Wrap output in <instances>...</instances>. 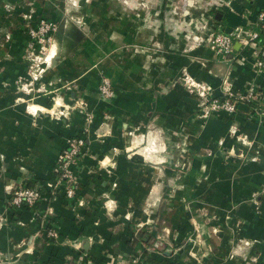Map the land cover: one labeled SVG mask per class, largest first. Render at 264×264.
Returning <instances> with one entry per match:
<instances>
[{"label":"crops","instance_id":"0c3cea01","mask_svg":"<svg viewBox=\"0 0 264 264\" xmlns=\"http://www.w3.org/2000/svg\"><path fill=\"white\" fill-rule=\"evenodd\" d=\"M69 1L0 0V264H126L136 246L146 264H264V75L251 52L235 41L243 60L233 62L195 34L185 40L165 25L168 0L156 1L139 30L112 21L106 32L94 17L100 1L72 0L83 23L61 22L46 60H29L37 46L27 29L59 19ZM195 2L206 3L190 11L210 20L204 34L254 30L264 10V0ZM186 80L212 97L256 84V96L231 114L206 113ZM82 135L75 197L50 196L58 154ZM34 185L43 199L10 217L13 189ZM144 231L157 249L143 243Z\"/></svg>","mask_w":264,"mask_h":264},{"label":"built area","instance_id":"2783aa9c","mask_svg":"<svg viewBox=\"0 0 264 264\" xmlns=\"http://www.w3.org/2000/svg\"><path fill=\"white\" fill-rule=\"evenodd\" d=\"M256 29L243 30L241 28H234L230 32L222 33L213 30L206 35L203 43L216 56L223 59L242 62L243 57H237L233 54L232 46L236 41L243 49L251 52L253 71L257 74L264 75V10L257 14ZM58 31V26L55 22L40 19L36 26L27 29V35L32 40L33 44L37 46L36 51L31 49L27 56L29 60L40 62L45 61L49 56V49L52 44L54 35ZM188 83V89L191 92L193 89H200V96L206 103H203V111L207 112H225L231 114L235 111L236 105L239 103H248L255 99L256 91L255 85L251 84L245 95H232L227 89L219 97L209 96V90L199 85ZM208 91V92H207ZM98 92L102 99L107 100L113 96V90L108 78H101L98 86ZM208 94V96H207ZM89 114H86V122L90 123ZM86 144V137L84 135L79 137H70L66 139L64 148L57 156L56 163L53 168V184L49 186V195L55 196L59 190H63L62 194L67 199H73L78 187V179L74 174L72 167L77 164L78 158L83 154ZM41 185H34L33 187H19L13 189L10 199L9 207L19 209L21 207H34L43 199ZM47 237H56L53 231L46 232ZM141 254L132 255L127 259L126 264H146ZM84 264H90L86 262Z\"/></svg>","mask_w":264,"mask_h":264},{"label":"rangeland","instance_id":"374dc122","mask_svg":"<svg viewBox=\"0 0 264 264\" xmlns=\"http://www.w3.org/2000/svg\"><path fill=\"white\" fill-rule=\"evenodd\" d=\"M97 1H100V3H98V7L96 9H99L100 13H98V10H97L96 15L94 14L93 15L94 17H98V18L102 17L105 19V21L102 23L101 26H105V24L112 22V21H117L118 23L120 24L122 23L121 25H123L125 21L130 20L132 21L134 25V29L139 30L141 24L144 21H146L147 19L151 20L154 18V16H152L151 14V11L154 12L156 10L155 6H156L157 0H97ZM28 3L29 2L27 1L26 3H24L25 5L24 8H27V10H29L30 7H32L31 4L29 5ZM66 4H68V6H65ZM200 5L203 6V9L206 8L205 2L196 3L195 0H168L163 6V10L167 13H169L170 11L171 12L168 15L169 17L165 18V21H166L165 25L167 26L174 25L175 27L181 28V30L184 32V34L181 33V37L185 38V40H191V38H193L195 34L197 37H201L202 42L200 44H203V39L208 34V32L207 34L203 33L205 31L204 28L205 26L208 27V22L210 20L208 19L207 21L204 15V17L200 16L202 20H200L199 19L200 17H199L198 20L195 21V19L191 18V12H190L191 9H195L196 7H199ZM75 6H76V3L72 0H70L69 2L63 3L62 16L59 17V19L54 20L58 28L60 27L61 22L63 24L66 23L71 26H78V25L80 26L83 23L82 21H80L81 19L79 20L80 18V16H78L79 14H76L73 9ZM90 12H92V10ZM107 13H109V16L111 19L108 18ZM104 29H105L104 31L106 32V26ZM191 29L192 31H189ZM189 32H192V33H189ZM120 35L122 38L120 42L123 43V39H124L123 32L120 33ZM103 77L107 78L106 76H104V74H102L100 76V79ZM183 85L185 89L189 92L188 83H183ZM203 107L204 106H202V108ZM89 115H90L89 116L90 119L92 120V114H89ZM182 152L187 154L188 148L187 147L183 148Z\"/></svg>","mask_w":264,"mask_h":264},{"label":"trees","instance_id":"16d2710c","mask_svg":"<svg viewBox=\"0 0 264 264\" xmlns=\"http://www.w3.org/2000/svg\"><path fill=\"white\" fill-rule=\"evenodd\" d=\"M30 211H31L30 208L24 206V207H22V210L20 211L19 215H21V214H30ZM17 214H18V211L14 210L13 212L9 213V216L11 217V215H12L13 216L12 218H14V217L17 216ZM141 240L143 241V243H145L146 245H150L154 249L158 248V246H156V242H157L156 236L154 237L153 235H151V233L149 234V233L144 231L142 233ZM137 249H139L138 246L135 247V251H134V253L131 254V256L132 255H137V254L138 255L141 254V256L143 258H145L147 256L145 251H142L141 249H139V250H137Z\"/></svg>","mask_w":264,"mask_h":264}]
</instances>
